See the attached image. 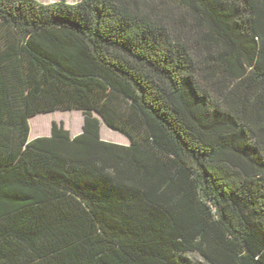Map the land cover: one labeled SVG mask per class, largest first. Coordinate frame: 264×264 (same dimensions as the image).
I'll use <instances>...</instances> for the list:
<instances>
[{"label": "trees", "instance_id": "16d2710c", "mask_svg": "<svg viewBox=\"0 0 264 264\" xmlns=\"http://www.w3.org/2000/svg\"><path fill=\"white\" fill-rule=\"evenodd\" d=\"M0 264H264V0H0Z\"/></svg>", "mask_w": 264, "mask_h": 264}, {"label": "rangeland", "instance_id": "374dc122", "mask_svg": "<svg viewBox=\"0 0 264 264\" xmlns=\"http://www.w3.org/2000/svg\"><path fill=\"white\" fill-rule=\"evenodd\" d=\"M42 3H50L61 0H38ZM67 2L73 3L79 0H65ZM52 121L63 122L65 126L74 133L76 131H80L82 129L84 123V116L81 110L73 109V110H56L48 113H40L35 117L31 118L30 125L34 127H40L44 129H50ZM101 136L103 139L108 141H113L122 144H128V138L121 134L120 132L113 130L108 127L104 122L101 125ZM30 137H32V131L30 132Z\"/></svg>", "mask_w": 264, "mask_h": 264}, {"label": "crops", "instance_id": "0c3cea01", "mask_svg": "<svg viewBox=\"0 0 264 264\" xmlns=\"http://www.w3.org/2000/svg\"><path fill=\"white\" fill-rule=\"evenodd\" d=\"M52 123H53V121H52ZM52 123H51V126H50V129H47V128H44V129H42V128H40V127H36L35 129H34V127H33V125L31 126V131H32V137H30V139H34V138H36V137H39V136H48V135H50L51 134V131H52ZM67 129H69L68 128V126H65ZM70 130V129H69ZM71 131V130H70ZM80 132H82V129L80 130V131H76V132H72L71 131V133H72V135H76V134H79Z\"/></svg>", "mask_w": 264, "mask_h": 264}, {"label": "water", "instance_id": "95a60500", "mask_svg": "<svg viewBox=\"0 0 264 264\" xmlns=\"http://www.w3.org/2000/svg\"><path fill=\"white\" fill-rule=\"evenodd\" d=\"M99 116V115H98ZM100 118H102L101 116H99Z\"/></svg>", "mask_w": 264, "mask_h": 264}, {"label": "bare ground", "instance_id": "6f19581e", "mask_svg": "<svg viewBox=\"0 0 264 264\" xmlns=\"http://www.w3.org/2000/svg\"><path fill=\"white\" fill-rule=\"evenodd\" d=\"M45 128H47V127H45Z\"/></svg>", "mask_w": 264, "mask_h": 264}]
</instances>
